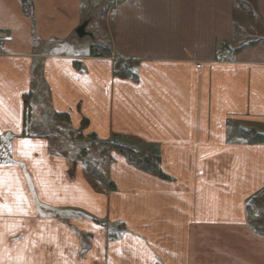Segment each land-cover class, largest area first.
I'll list each match as a JSON object with an SVG mask.
<instances>
[{"label": "crops", "instance_id": "crops-1", "mask_svg": "<svg viewBox=\"0 0 264 264\" xmlns=\"http://www.w3.org/2000/svg\"><path fill=\"white\" fill-rule=\"evenodd\" d=\"M237 2L0 0V264H264V144L229 138L264 133V0L252 46ZM98 11L107 57L73 40Z\"/></svg>", "mask_w": 264, "mask_h": 264}, {"label": "trees", "instance_id": "trees-1", "mask_svg": "<svg viewBox=\"0 0 264 264\" xmlns=\"http://www.w3.org/2000/svg\"><path fill=\"white\" fill-rule=\"evenodd\" d=\"M259 42L260 40H252L248 42L245 46H252L258 44ZM245 46H241L237 48V50L243 49V47ZM89 53L91 56L107 57L110 55V52L107 49L97 46H91L89 48ZM115 72L120 77L131 76V74H129V71L126 70L124 66L120 65L119 63L115 65ZM229 128L230 139L241 138L251 144H264V133H258L254 130L244 129L238 127L236 124L233 123L229 125ZM110 148L113 150H105V153L107 151H114L123 156L126 159L127 163L132 165L134 168L160 179H169V177L162 172L159 164V159L156 156L146 154L142 151H135L126 145L116 143L111 144ZM86 170L90 177L96 179L99 182H102L104 185L107 184L105 175H103L94 165H92V163H87ZM109 187H111V185ZM252 207L264 212V201L254 200L252 203ZM255 229L257 232L264 235V222L255 224Z\"/></svg>", "mask_w": 264, "mask_h": 264}, {"label": "rangeland", "instance_id": "rangeland-1", "mask_svg": "<svg viewBox=\"0 0 264 264\" xmlns=\"http://www.w3.org/2000/svg\"><path fill=\"white\" fill-rule=\"evenodd\" d=\"M244 13L241 15L242 16V20L241 23L242 25L245 24L244 27H246L245 31H244V39L246 41L249 40H253L255 39L257 36V31L259 30V25L258 22L255 21L253 16V7L251 4V0H238L237 3H244ZM95 12V11H94ZM252 17H251V14ZM98 14L94 16L93 18V23H96L97 28L94 26H89L85 28V32L87 33V35L83 36V37H78L79 39H75L76 37H74L73 40H75L77 42V50H81V52H84V50H88V48H90V46L97 44H103L106 45V28L104 27V22H103V18L102 15L100 14V12H97ZM254 19V20H253ZM96 29V31H95ZM89 32H92L91 35L89 34ZM86 47V48H85ZM261 133V132H258ZM93 141V140H91ZM95 141V140H94ZM92 144H96V142H94ZM98 145V144H97ZM97 150H93L90 151V153L87 154L86 156V160L87 161H91L93 162L94 160H97L99 163L96 165H98V167L101 169L105 168V164L107 163L106 159L100 160L99 155L96 153ZM252 220H255V222H257V224L259 223H263L264 222V212L261 210L257 209L256 215H252Z\"/></svg>", "mask_w": 264, "mask_h": 264}, {"label": "water", "instance_id": "water-1", "mask_svg": "<svg viewBox=\"0 0 264 264\" xmlns=\"http://www.w3.org/2000/svg\"><path fill=\"white\" fill-rule=\"evenodd\" d=\"M85 27H86V23H83L81 26H79L76 30L75 33L78 37H83L85 35H87V33L85 32Z\"/></svg>", "mask_w": 264, "mask_h": 264}, {"label": "snow or ice", "instance_id": "snow-or-ice-1", "mask_svg": "<svg viewBox=\"0 0 264 264\" xmlns=\"http://www.w3.org/2000/svg\"><path fill=\"white\" fill-rule=\"evenodd\" d=\"M22 144H24V145H28V144H30L31 143V141H28V140H24V141H22L21 142ZM0 167H3V165H0ZM3 181L2 180H0V183H2ZM19 199H23V197L21 196V197H19ZM3 207H5V205H0V208H3ZM9 211H11V209L9 208Z\"/></svg>", "mask_w": 264, "mask_h": 264}, {"label": "built area", "instance_id": "built-area-1", "mask_svg": "<svg viewBox=\"0 0 264 264\" xmlns=\"http://www.w3.org/2000/svg\"><path fill=\"white\" fill-rule=\"evenodd\" d=\"M6 40H7L6 37L2 33H0V49L5 44Z\"/></svg>", "mask_w": 264, "mask_h": 264}]
</instances>
